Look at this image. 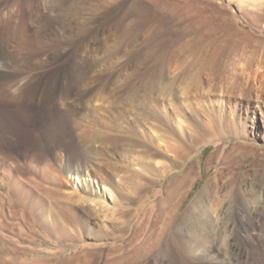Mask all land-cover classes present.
Masks as SVG:
<instances>
[{"label": "rangeland", "instance_id": "rangeland-1", "mask_svg": "<svg viewBox=\"0 0 264 264\" xmlns=\"http://www.w3.org/2000/svg\"><path fill=\"white\" fill-rule=\"evenodd\" d=\"M16 4L25 9L30 7L28 21L37 23L29 24L27 37L20 44L13 45L15 52L22 48L21 52L29 56L30 61L24 68L33 66V69L28 72L34 70L36 73L39 59L43 61L49 79L56 71L74 68L77 59L86 56L87 51H93L94 72L87 81L92 82L97 73L104 72L113 88L121 87L128 96L139 92L144 98L141 104L158 102L164 94L177 95L186 91L179 97L190 107L185 130L180 131L174 121L162 115V124L170 132L168 137L146 136L157 152L159 165L153 170L161 173L172 163H176L177 168L151 189L149 199L133 203L132 211L126 212L125 219L131 223V231L125 238L117 240L120 235L117 230H107L98 237L97 232L89 234L70 226L52 230L31 228L30 224L27 225L29 229L5 227L0 229V254L9 258L0 264H160L161 261L167 264H209L206 260L200 261L189 247L188 254L187 245L180 241L181 234H185L183 229H187L186 232L190 228L202 229L203 225L191 227V223L208 218L203 229H210L220 243L230 237L229 240L238 247V264H264V123L258 107L262 104L255 100L249 89V77L257 75L259 69L264 71V0H0V13L7 6ZM171 39H177L179 43L161 51L160 46ZM219 47L226 49L219 61L211 64V56ZM162 59L165 69L161 81ZM117 99L115 97L114 101ZM216 100L223 102L225 110L221 116L217 113L219 106L214 105ZM247 103L252 112H257L250 114V121L243 117L242 108ZM23 106L19 98L0 96V136L11 139L14 134L8 144L1 142V148L5 155L24 164L39 150L50 156L47 160L57 170L54 150L65 144L56 135L47 136L46 121H39L38 117L23 119ZM99 106L107 115L112 113L108 117L99 113L102 120L108 121L117 113L109 110L108 105ZM232 108L236 110L234 116ZM45 112L51 115L48 109ZM89 126L84 130L92 135ZM87 133H84L85 138L89 137ZM203 137L207 142L195 146ZM222 145L226 149L232 147L227 164L221 163V155L214 157ZM76 161L75 155L71 163ZM110 161H117L124 168L128 165L123 160ZM218 170L216 186L214 177ZM189 171L194 173V181L178 206L174 224L166 227L165 214L159 217L157 226L154 224L156 233L164 231L159 247L158 244L152 246L157 250L150 245L147 246L149 253L143 248L132 254L133 259L125 260L110 255V247L123 244L141 219V212L134 209L138 205L145 204L148 209L160 204L170 181L173 178L180 181ZM147 182L143 179V183ZM39 194L44 197L43 193ZM213 208L223 214L216 218ZM210 212L215 216L210 217ZM190 214L194 219L188 218ZM46 218L50 221L52 217ZM20 219L5 217L7 224L19 225ZM188 224L190 228H186ZM148 230L149 235L152 231ZM176 248L183 256L180 261L172 256L178 251ZM221 255L226 256L222 251ZM10 258L17 260L11 261Z\"/></svg>", "mask_w": 264, "mask_h": 264}, {"label": "bare ground", "instance_id": "bare-ground-1", "mask_svg": "<svg viewBox=\"0 0 264 264\" xmlns=\"http://www.w3.org/2000/svg\"><path fill=\"white\" fill-rule=\"evenodd\" d=\"M30 13V7L25 9L17 4L7 6L3 13H0V96L19 98L24 105L21 110L23 119L38 117L39 121L40 119L46 121L47 136L56 135L65 145L54 148V160L57 165L54 164L58 166L56 167L59 169H57L58 171L49 162V159L47 160L50 156H46L39 150L33 154L27 164H24L13 156L5 155V150L0 146V229H29L28 224L31 225V228L33 226L41 229L56 227L68 229L70 226L85 230L89 234L97 232L98 237L107 230H117L120 235L116 239L125 238L131 231V223L125 219L126 212L130 209L132 211L133 203L138 204L150 197L151 189H154L166 178L168 172L177 168V164L172 163L169 169H164V167V171L161 173L153 170L159 165L156 159L157 152L146 140V136L161 139L168 137L170 132L162 124V115L169 118L170 121H174L180 131L185 130L187 111L190 106L187 102L186 104L182 102L179 96H184L186 91L185 93L179 91L181 94L177 95L170 93L166 96L164 94L158 102L141 104L140 101H143V97L139 92L128 96V92L122 91L121 87L113 88L108 74L104 72L97 73L93 81L89 82L87 79L94 72L93 51H87L88 53L84 57L81 55L82 57L77 59L74 68L56 71L49 79L45 75L43 61L41 62L38 58L39 65H36V73L34 70L28 72L29 69H33V66L28 69L24 68L30 61L29 56L21 52L22 48L19 52H15L13 45L20 44L27 37L30 33L29 24L36 23L33 20L31 23L28 21V18H31L28 15ZM175 43L178 44L179 41L171 39L163 43L160 50L172 48L176 45ZM225 49L226 47L215 49L210 63L218 62L219 56L224 53ZM161 67L160 80L162 81L165 69L163 59ZM260 70L254 77H249V89L255 100L262 104L258 107L264 123V71ZM115 97L118 98L117 102L114 101ZM215 104L219 106L217 113L221 116L225 110L223 102L216 100ZM99 105L110 106L109 110L116 111V115L114 113L115 116H112L108 121L100 119L99 113L107 114L104 109L100 110ZM46 109L51 115L46 114ZM231 111L234 116L236 110L232 108ZM242 111L244 119L249 121L251 113L257 114L255 111L252 112L248 103L243 105ZM110 114L112 113H108L107 117ZM46 116L51 119L47 120ZM252 121L254 122V117H252ZM85 126L92 128V135L84 130ZM53 129L56 130L53 131ZM84 133L85 135L87 133L89 137L85 138ZM35 135L39 137L37 133ZM13 136L12 133L10 139L1 135L0 144L1 142L5 145L8 144V141L11 142L14 138ZM206 142L207 140L203 137L196 141L195 146H202ZM231 149L232 147L226 149V146L222 145L217 148L214 157L221 155V163L227 164L230 162L229 152ZM241 153H245V150H241ZM75 155L77 161L73 164L71 159ZM110 160H123V163L128 162V165L124 168L117 161L112 163ZM192 173L189 171L183 175L180 181H175L173 178L168 185V192L160 204L152 205L148 209L145 208L144 203V205H138L134 211L141 212V219L136 228L123 244L110 247V255H116V259H130L133 253H138L139 250L147 248V246L157 245L164 233V231L156 233L154 229L159 222V217H163L165 214L166 227L174 224L178 215V206L188 194V189L194 181V173ZM218 175L219 170L214 177L216 186ZM38 179L41 180L37 181ZM143 179L149 183H143ZM44 182L49 184V187H46ZM129 190H132V194ZM39 192L43 193L44 197ZM157 208L159 209L157 210ZM218 208L216 209L218 210ZM210 209L212 210V208ZM224 210L226 209L224 208ZM195 212L194 214H196ZM212 212L208 213L210 217L215 216L214 214L212 216ZM222 212L221 210L215 211L214 213L218 215L216 218ZM50 215L52 218L49 221L46 216L50 217ZM5 217L10 219L21 217V223L19 225L7 224ZM192 217V214L188 216L189 219ZM207 220L191 223V227L194 225L197 227L198 224L205 226ZM212 223L214 224V222ZM149 226L152 229L148 230ZM203 226H201L202 229L196 227V229H191L188 224L186 228H190L189 232H186L187 229H183L182 232L185 234H181L180 241L186 244L187 248L192 249L191 252L194 250L200 261L206 260L209 264H238L240 261L238 247L236 248L234 241L231 242L228 237L220 243L215 239V235L209 232L210 229H203ZM147 230L152 232H148V235ZM11 247H9L10 250ZM155 247L157 248V246ZM189 248L188 251L185 249L188 254H190ZM149 249L147 253H149ZM221 251L228 258L226 256L223 258ZM172 256L178 258L179 261L183 257L179 250L175 251ZM186 256L184 257L186 258ZM7 257L0 254V262L5 263L9 258ZM14 260L15 258L11 259V261ZM128 263L130 262L128 261ZM160 264L167 263L161 261Z\"/></svg>", "mask_w": 264, "mask_h": 264}]
</instances>
